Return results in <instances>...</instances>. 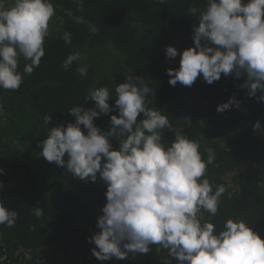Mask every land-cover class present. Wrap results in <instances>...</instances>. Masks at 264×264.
<instances>
[{
  "label": "trees",
  "instance_id": "16d2710c",
  "mask_svg": "<svg viewBox=\"0 0 264 264\" xmlns=\"http://www.w3.org/2000/svg\"><path fill=\"white\" fill-rule=\"evenodd\" d=\"M53 4L55 15L39 67L24 75L18 91L0 88L4 109L0 114V199L19 213L13 227L0 225V253L4 247L11 250L16 264H177L159 245L123 260L96 259L92 253L96 246L88 238L99 231L105 182L99 173L95 182L78 180L40 155L48 128L74 123L68 110L76 104L95 107L94 101H84L88 91L107 86L114 94V87L126 80V76L124 81L117 79L124 73L143 77L155 91L148 106L197 140L205 159L209 152L214 154L205 176L213 190L217 185L226 189L212 218L217 229L230 217H243L248 223L257 219V232L264 236V135L252 128L257 120L264 128V102L248 97L247 89L239 87L244 78L234 74L222 73L211 85L202 74L190 87L169 84L167 69L179 67L180 55L166 59V46L182 52L194 44L193 25L206 0H53ZM192 5L198 12L191 16ZM81 17L84 23H77ZM89 25L98 31L92 33ZM65 32L71 33L70 44L62 38ZM77 51L81 60L64 70L62 62ZM25 63L30 61L21 58L22 74ZM81 64L88 66L86 76L76 71ZM233 95L241 101L240 108L218 112L217 105ZM109 104H115V97ZM45 115L52 117L47 125ZM111 115L118 111L101 114L94 124L106 130ZM142 118L141 113L138 120ZM81 129L86 134L83 125ZM163 138L170 142L175 132L165 129ZM109 139L118 149L119 140ZM34 207L43 208L42 217L33 214ZM204 216L209 218V213Z\"/></svg>",
  "mask_w": 264,
  "mask_h": 264
},
{
  "label": "clouds",
  "instance_id": "9594fccd",
  "mask_svg": "<svg viewBox=\"0 0 264 264\" xmlns=\"http://www.w3.org/2000/svg\"><path fill=\"white\" fill-rule=\"evenodd\" d=\"M197 12L195 5L188 9L191 16ZM54 15L53 0H0V88L18 91L24 75L39 67ZM77 23H84L83 18ZM89 28L92 33L98 31L94 25ZM193 32L194 44L182 52L166 46V59L180 55L179 67L167 69L170 85L179 82L190 87L201 74L211 85L222 73L234 74L244 78L239 87L247 89L248 97L264 102V0H206ZM62 38L71 43V33L65 32ZM21 58L30 61L23 74ZM80 60L81 53L74 52L62 67L68 70ZM76 71L86 76L88 66L81 64ZM154 95L144 78L133 73L114 87V94L107 86L92 88L84 101H94L95 107L72 106L68 112L75 122L48 128L40 142V155L49 163L65 168L78 180L95 182L99 173L106 184V204L97 218L99 231L88 238L96 246L93 255L100 261L123 260L159 245L177 264H264V238L248 220L230 217L220 229L212 222L226 191L223 185L213 190L205 176L214 154L209 152L205 159L197 140L174 128L160 110L149 107ZM112 97L114 105L109 104ZM232 106H241L235 95L216 110L224 112ZM114 109L118 115H111L106 130L94 124V118ZM3 111L0 104V114ZM141 113L143 118L138 120ZM51 118L45 115L44 125ZM252 128L264 135L259 120ZM165 129L175 132L170 142L163 138ZM110 137L119 140L118 149L112 147ZM33 214L42 217L43 208L34 207ZM18 215L0 199V225L13 227ZM30 229L35 231V225Z\"/></svg>",
  "mask_w": 264,
  "mask_h": 264
},
{
  "label": "built area",
  "instance_id": "2783aa9c",
  "mask_svg": "<svg viewBox=\"0 0 264 264\" xmlns=\"http://www.w3.org/2000/svg\"><path fill=\"white\" fill-rule=\"evenodd\" d=\"M11 250L7 248H2V251L0 253V264H16L14 260V257Z\"/></svg>",
  "mask_w": 264,
  "mask_h": 264
},
{
  "label": "flooded vegetation",
  "instance_id": "af4514ba",
  "mask_svg": "<svg viewBox=\"0 0 264 264\" xmlns=\"http://www.w3.org/2000/svg\"><path fill=\"white\" fill-rule=\"evenodd\" d=\"M250 227L257 232V227H258V223H257V219H254L252 222L249 223ZM260 235V234H259ZM261 238H264L263 235H260Z\"/></svg>",
  "mask_w": 264,
  "mask_h": 264
},
{
  "label": "rangeland",
  "instance_id": "374dc122",
  "mask_svg": "<svg viewBox=\"0 0 264 264\" xmlns=\"http://www.w3.org/2000/svg\"><path fill=\"white\" fill-rule=\"evenodd\" d=\"M110 74H113V72H109ZM127 74L126 73H124V74H122V75H120V76H118V78L117 79H121L122 81H124L123 80V78L126 76ZM114 76V78H116L117 77V75L115 76V75H113ZM116 80V79H115ZM115 80H112V82H115Z\"/></svg>",
  "mask_w": 264,
  "mask_h": 264
}]
</instances>
